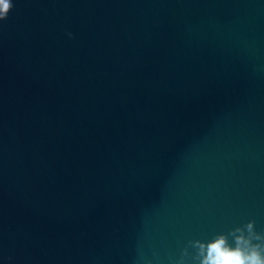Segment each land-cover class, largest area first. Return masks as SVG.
<instances>
[{
  "label": "water",
  "instance_id": "water-1",
  "mask_svg": "<svg viewBox=\"0 0 264 264\" xmlns=\"http://www.w3.org/2000/svg\"><path fill=\"white\" fill-rule=\"evenodd\" d=\"M12 3L0 264H200L264 233V0Z\"/></svg>",
  "mask_w": 264,
  "mask_h": 264
},
{
  "label": "clouds",
  "instance_id": "clouds-1",
  "mask_svg": "<svg viewBox=\"0 0 264 264\" xmlns=\"http://www.w3.org/2000/svg\"><path fill=\"white\" fill-rule=\"evenodd\" d=\"M12 8V0H0V21L7 19ZM253 225L254 221L245 225L247 236L241 228L230 233L234 237V246L225 235H219L206 246L197 242L199 254L203 256L200 264H264V233H257Z\"/></svg>",
  "mask_w": 264,
  "mask_h": 264
}]
</instances>
